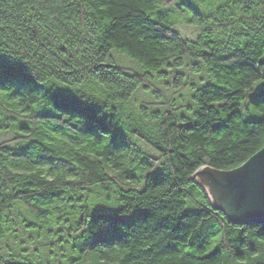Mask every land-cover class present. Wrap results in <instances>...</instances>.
I'll list each match as a JSON object with an SVG mask.
<instances>
[{
  "label": "trees",
  "instance_id": "obj_1",
  "mask_svg": "<svg viewBox=\"0 0 264 264\" xmlns=\"http://www.w3.org/2000/svg\"><path fill=\"white\" fill-rule=\"evenodd\" d=\"M191 1L0 0V264H264L195 176L264 145V0Z\"/></svg>",
  "mask_w": 264,
  "mask_h": 264
},
{
  "label": "water",
  "instance_id": "obj_2",
  "mask_svg": "<svg viewBox=\"0 0 264 264\" xmlns=\"http://www.w3.org/2000/svg\"><path fill=\"white\" fill-rule=\"evenodd\" d=\"M195 173L232 221L264 223V145L232 170L200 167Z\"/></svg>",
  "mask_w": 264,
  "mask_h": 264
},
{
  "label": "rangeland",
  "instance_id": "obj_3",
  "mask_svg": "<svg viewBox=\"0 0 264 264\" xmlns=\"http://www.w3.org/2000/svg\"><path fill=\"white\" fill-rule=\"evenodd\" d=\"M207 1L209 2V1H212V0H207ZM190 3H191V9H190V12L191 13L193 11H195V10H197V11H199L201 13H207L206 7L203 5V3L202 4H199V3L196 4L195 2H192L191 0H190ZM178 29L181 30V31H183V32H185L189 37L190 36H193L196 33L195 27L192 26V25L179 24L178 25ZM116 57L120 61V63H122L123 65H126V66L127 65L128 66H135V64L129 58L121 55V53H117ZM162 89H163V91L165 93H167L166 89H164V88H162ZM137 97L140 98V99H143L144 98V96L141 93L138 94ZM146 98L147 97H145V99ZM10 137H11V133H7V132L6 133H4V132L3 133H0V141L9 139ZM195 176L197 177L198 181L200 183H202L196 173H195ZM206 189L208 191L209 198L213 202L212 197H211V193H210L209 189L207 187H206ZM15 229H16V231H15L16 235H15V237L13 238L11 236H7V238L5 239V241L3 243H6L7 245H9V244L10 245H14L15 243H18L20 241V238H21L20 233H21V231L17 227ZM20 249H25L26 251H32L33 244L32 245L31 244H25Z\"/></svg>",
  "mask_w": 264,
  "mask_h": 264
}]
</instances>
